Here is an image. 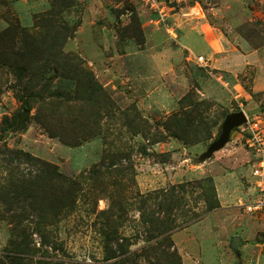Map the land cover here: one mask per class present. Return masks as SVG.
Returning a JSON list of instances; mask_svg holds the SVG:
<instances>
[{
    "label": "rangeland",
    "instance_id": "374dc122",
    "mask_svg": "<svg viewBox=\"0 0 264 264\" xmlns=\"http://www.w3.org/2000/svg\"><path fill=\"white\" fill-rule=\"evenodd\" d=\"M66 2L0 0V148L28 152L69 177L91 169L104 152L120 151L130 157L123 160L127 166L123 175L106 177L107 196L95 203L87 188L75 209L65 208L57 223L45 227L51 245L42 246L40 234H33L36 245L49 254L39 252L28 263L46 259L52 261L49 264L61 260L110 264L116 259L104 260L106 217L101 210L123 200L128 219L119 233L136 242L132 250H139L145 242L142 236L137 240L140 231L134 228L140 215L136 192L161 195L163 189L182 182L212 177L223 206L220 202V208L209 213L200 188L187 187L184 208L199 217L172 235L183 264H264V210L248 212L245 207L257 193L253 166L262 153L249 123L258 122L264 148V0H72L69 6ZM24 37L34 47L25 48ZM1 45L21 65L60 53L61 60L69 58L92 72L104 91L102 102L114 111L113 119L103 116V133L73 146L51 135L49 128L59 118L69 120L57 110V94L77 104L76 82L57 77L52 69V81H21V69L3 63ZM27 83L37 90L43 86L44 96L30 97ZM27 101L31 110L16 130ZM190 103L200 107L211 126L210 136L206 129L191 132L186 139L154 142L168 135L166 123L174 125L176 116L192 110ZM132 107L157 125L150 137L127 131L131 127L126 119L135 116ZM241 110L247 123L232 131L223 149L202 160L220 136L226 116ZM194 120L199 125L200 117ZM8 160L0 154V264H23L19 260L27 254L14 251L23 226L7 213L6 203L15 190L11 175L30 176L32 166L21 160L11 166ZM116 180L123 183L124 198ZM24 225L33 227L29 222ZM235 236L241 238L237 250L232 247ZM54 242L64 251L52 249ZM11 255L18 261L12 263Z\"/></svg>",
    "mask_w": 264,
    "mask_h": 264
},
{
    "label": "trees",
    "instance_id": "16d2710c",
    "mask_svg": "<svg viewBox=\"0 0 264 264\" xmlns=\"http://www.w3.org/2000/svg\"><path fill=\"white\" fill-rule=\"evenodd\" d=\"M66 1L69 2H66L68 6L72 4V0ZM45 24L43 23V26ZM46 27L47 29L52 28V23L48 22ZM46 33L49 34V31ZM62 36L60 35V37ZM23 42L25 48L31 49L34 47L33 43L32 45L26 44L25 37ZM43 46L42 44L37 49L39 50ZM1 47L3 63L18 66L16 68L21 69L18 75L21 81H52L55 78L49 75L52 69L57 75L59 74L57 77L72 79L76 82L79 88L77 104L72 103V99L64 94H57V97H60L58 98L57 110H60L69 120L63 121L59 118L57 125H54V128H49L51 135L59 137L73 146L81 144L84 139L92 136L94 138L103 133L105 128L103 125L105 117L103 116L107 115L108 119H113L114 111L109 107H105L106 104L104 105L102 102L101 96L104 95V91L92 72L81 68L77 64L70 63L69 58L61 60L60 53L43 57L37 56V59H31L27 65H21L19 60H11L10 54L12 53L9 54V50L3 49V45ZM25 88L29 91L30 97L44 96L43 86L37 90L33 84L27 83ZM190 106L192 108L190 112L183 111L182 115L176 116L174 125L166 123L168 135H162L153 141H163L168 137L186 139L191 132H200L206 129V136L209 137L211 126L202 116L200 107L192 103H190ZM24 108L28 111L31 110L29 101L24 105ZM131 110L135 112V116L132 119H126V126L131 127L127 131L130 134L133 132V134H144L150 137V132L153 131V128L157 129L155 127L157 125H151L147 119L142 117L138 109L132 107ZM198 117H200L199 125L194 120ZM0 150H2L0 154H5L9 159L8 165L12 166L16 160H21L32 166L30 176L11 175V182L15 190L6 203L7 213L15 218L14 221L16 220L18 226H23V232L20 234L21 241L14 242V251L27 254L23 256L25 259L19 260V263L23 262V264H29L27 259L34 257L39 252L43 255L49 254V250L42 251V248L36 245L33 234L35 232L40 234L42 246L51 245L52 240L44 232L45 227L57 223L62 214L61 212L65 208H74L80 195L86 194L83 192L87 188L92 190V196L96 197L93 201L95 203L102 199L100 196H107L109 184L104 183L106 177L111 176L113 173L123 175L127 167L123 165V160L130 157V154L120 151H116V153L104 152L100 162L91 169L83 172L78 177H69L59 173L55 165L37 159L23 150L11 149L6 145H3ZM118 181L115 182L118 183L117 186L120 185L119 192L123 194L122 198H124L123 183H120V180ZM188 186L200 188L206 213L220 208L221 203L212 177H205L195 182H182L170 189H163L161 195L156 192L147 195L136 192L135 198L138 201L136 208L140 215L139 220L134 224V228L140 231V234L136 237L137 240L142 236L145 242V245L139 250H132L131 246L136 242L131 241L130 237L128 238L126 235L119 233L128 219L126 204L123 203V200L119 204L114 203L105 210H101L99 213L104 214L106 217V229L103 230L104 240L106 241L104 260L116 259L110 264H139L140 260H145L149 264H183L181 254L172 235L177 229L199 217L198 213L184 208L188 204L185 196V193L188 192ZM182 216L183 219H180ZM26 222L32 223L33 227L25 226ZM54 243L52 249L64 251L60 243ZM9 257L12 263L18 261L17 256L11 255ZM35 261H37V264L52 262L46 259H35ZM54 264L76 263L71 262V260H61Z\"/></svg>",
    "mask_w": 264,
    "mask_h": 264
},
{
    "label": "water",
    "instance_id": "95a60500",
    "mask_svg": "<svg viewBox=\"0 0 264 264\" xmlns=\"http://www.w3.org/2000/svg\"><path fill=\"white\" fill-rule=\"evenodd\" d=\"M28 113H29L28 110H24L21 113V115L18 118L17 125L15 127L16 130H18L21 127L22 122ZM247 121H248V117L244 110L227 115L222 124V132L220 136L217 137L218 139L209 146L207 151L201 156V159L204 160L210 158L215 151H219L223 149L226 146V144L230 141L232 131L238 127H241L242 125L247 123ZM240 241L241 238L239 236H235L233 238L232 247L234 250L238 249Z\"/></svg>",
    "mask_w": 264,
    "mask_h": 264
},
{
    "label": "built area",
    "instance_id": "2783aa9c",
    "mask_svg": "<svg viewBox=\"0 0 264 264\" xmlns=\"http://www.w3.org/2000/svg\"><path fill=\"white\" fill-rule=\"evenodd\" d=\"M258 126V122L249 123L248 126L251 135L253 134L254 139L258 141V152H262L261 155H259L257 162L253 166V176L255 177L256 181L257 193L255 195L254 201L247 203L245 206L248 212H258L264 210V148L262 147L263 139ZM250 139H252V137H250L249 140Z\"/></svg>",
    "mask_w": 264,
    "mask_h": 264
},
{
    "label": "crops",
    "instance_id": "0c3cea01",
    "mask_svg": "<svg viewBox=\"0 0 264 264\" xmlns=\"http://www.w3.org/2000/svg\"><path fill=\"white\" fill-rule=\"evenodd\" d=\"M221 203H222V206H223V202H222V200L220 201ZM176 241V240H175ZM176 245L178 246V242L176 241ZM184 264H186V263H184Z\"/></svg>",
    "mask_w": 264,
    "mask_h": 264
}]
</instances>
